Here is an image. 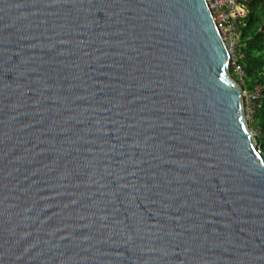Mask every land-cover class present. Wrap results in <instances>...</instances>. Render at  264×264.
I'll return each instance as SVG.
<instances>
[{"label":"water","instance_id":"95a60500","mask_svg":"<svg viewBox=\"0 0 264 264\" xmlns=\"http://www.w3.org/2000/svg\"><path fill=\"white\" fill-rule=\"evenodd\" d=\"M0 264H264L205 0H0Z\"/></svg>","mask_w":264,"mask_h":264},{"label":"trees","instance_id":"16d2710c","mask_svg":"<svg viewBox=\"0 0 264 264\" xmlns=\"http://www.w3.org/2000/svg\"><path fill=\"white\" fill-rule=\"evenodd\" d=\"M246 14L235 21L239 38L236 45V64L243 73L241 90L251 91L262 86L260 107L253 113V125L259 131L256 147L264 160V0H250L245 3ZM230 77L237 82L229 67ZM238 83V82H237Z\"/></svg>","mask_w":264,"mask_h":264},{"label":"built area","instance_id":"2783aa9c","mask_svg":"<svg viewBox=\"0 0 264 264\" xmlns=\"http://www.w3.org/2000/svg\"><path fill=\"white\" fill-rule=\"evenodd\" d=\"M249 1L250 0H205L215 26L228 51L234 48L236 49L239 35L235 27V21L245 16V3ZM231 68L235 73L233 66H231ZM238 69H240V67ZM239 71L242 72L241 69ZM262 89V86L256 85L251 91L241 90L242 101L248 100L250 104H253V112L257 109L255 108V104L261 99Z\"/></svg>","mask_w":264,"mask_h":264},{"label":"rangeland","instance_id":"374dc122","mask_svg":"<svg viewBox=\"0 0 264 264\" xmlns=\"http://www.w3.org/2000/svg\"><path fill=\"white\" fill-rule=\"evenodd\" d=\"M227 52L229 54V67L233 66L235 74L238 75V79H237L238 83L237 84L239 86H242L243 85V80H242L243 73L239 71L240 69H238L239 67L236 65V49L234 48L230 51H228V49H227ZM237 71H239V72H237ZM253 107H254L253 104H250V102L248 100L242 101V111H243V116L245 119L246 126H247L248 130L252 133V135L256 141V138L260 134H259L258 129L256 127H254L252 119H253V113L260 107V102L255 104V108H257V109L254 112L252 111Z\"/></svg>","mask_w":264,"mask_h":264}]
</instances>
